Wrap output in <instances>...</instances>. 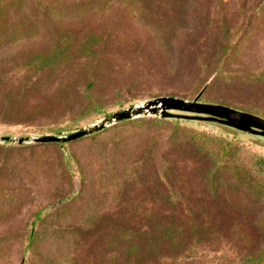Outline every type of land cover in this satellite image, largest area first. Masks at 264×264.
<instances>
[{"label": "rangeland", "instance_id": "obj_1", "mask_svg": "<svg viewBox=\"0 0 264 264\" xmlns=\"http://www.w3.org/2000/svg\"><path fill=\"white\" fill-rule=\"evenodd\" d=\"M10 4L0 13L23 22L0 16V135L66 134L152 97L192 99L200 89L199 101L264 117V0ZM226 39L234 50L218 54ZM150 116L158 115L142 117ZM115 123L67 142L0 141V264H241L264 240L257 203L225 175L210 195L201 161L211 158L169 138L170 125ZM188 125L264 156L263 136ZM170 216L183 219L182 242L161 238L143 250L138 230L159 235Z\"/></svg>", "mask_w": 264, "mask_h": 264}, {"label": "trees", "instance_id": "obj_2", "mask_svg": "<svg viewBox=\"0 0 264 264\" xmlns=\"http://www.w3.org/2000/svg\"><path fill=\"white\" fill-rule=\"evenodd\" d=\"M12 0H0V8L5 7L7 9ZM40 2V1H39ZM37 2V3H39ZM46 6L49 1H46ZM43 3L40 2V6ZM44 6V7H46ZM43 6L41 7V14H45L42 11ZM8 22H23L19 17L18 13H10V11H6V13H0V16L5 18L10 16ZM2 17V18H3ZM13 17L14 20H11ZM34 19L32 16H30ZM46 17V15H45ZM1 18V17H0ZM5 22V21H4ZM20 24V23H19ZM9 30H13V28H8ZM22 28L17 31L21 32ZM223 34H228V27L224 23L223 26ZM230 40L226 39L224 42H220L218 45L217 52L221 54L223 49H226L225 52L228 54L234 50L233 45H229ZM229 77H232L233 74H229ZM256 78H259L261 74H256ZM202 94V93H201ZM145 120L142 116L123 119L116 122V125H124L129 122H134L136 124L141 123H166V125H170V134L169 138H174L181 140L182 143L189 147L195 155L199 158V160H203L206 158H211L209 164L206 161H201L202 166V181L205 183L209 194L216 196V187L218 176L225 175L227 181L232 186L231 188L242 192L247 195L250 201L256 202L260 207V215H264V156L255 152H243L240 146V142L236 137H226L224 135H217L214 133H210L197 127L188 125V121L190 119L184 118H175V117H159V116H150ZM97 131L91 133L95 134ZM69 141V140H68ZM67 142V141H62ZM211 155V156H210ZM202 157V159L200 158ZM213 157V159H212ZM37 214V212H35ZM263 216H258L257 221L261 224V218ZM174 219V220H172ZM183 219L178 216H170V219L164 224L162 227V232L159 235L154 236L152 231L149 229L148 232L146 230H138L145 234L143 237L145 242L142 244L141 248L143 250L149 249L151 245L157 244L161 238H167V245L169 247H177L182 242L183 235ZM151 234V235H150ZM151 237H148V236ZM156 238V240H154ZM134 248L138 247L137 243H134ZM241 264H264V240L258 243V246L243 256L240 257Z\"/></svg>", "mask_w": 264, "mask_h": 264}, {"label": "water", "instance_id": "obj_3", "mask_svg": "<svg viewBox=\"0 0 264 264\" xmlns=\"http://www.w3.org/2000/svg\"><path fill=\"white\" fill-rule=\"evenodd\" d=\"M200 89L192 99L174 95H158L138 104H132L120 110L110 112L95 121L66 134H41L9 136L0 135V141L9 142H48L68 141L90 134L123 119L145 115L176 117L216 122L242 132L264 137V117L250 111L237 109L222 103L197 100Z\"/></svg>", "mask_w": 264, "mask_h": 264}]
</instances>
